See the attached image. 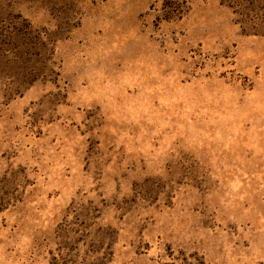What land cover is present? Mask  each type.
Returning <instances> with one entry per match:
<instances>
[{
	"label": "rangeland",
	"instance_id": "374dc122",
	"mask_svg": "<svg viewBox=\"0 0 264 264\" xmlns=\"http://www.w3.org/2000/svg\"><path fill=\"white\" fill-rule=\"evenodd\" d=\"M264 264V0H0V264Z\"/></svg>",
	"mask_w": 264,
	"mask_h": 264
},
{
	"label": "trees",
	"instance_id": "16d2710c",
	"mask_svg": "<svg viewBox=\"0 0 264 264\" xmlns=\"http://www.w3.org/2000/svg\"><path fill=\"white\" fill-rule=\"evenodd\" d=\"M200 264V263H199Z\"/></svg>",
	"mask_w": 264,
	"mask_h": 264
}]
</instances>
